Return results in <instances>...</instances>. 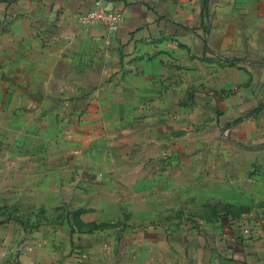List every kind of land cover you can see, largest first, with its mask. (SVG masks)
I'll use <instances>...</instances> for the list:
<instances>
[{"label": "crops", "instance_id": "0c3cea01", "mask_svg": "<svg viewBox=\"0 0 264 264\" xmlns=\"http://www.w3.org/2000/svg\"><path fill=\"white\" fill-rule=\"evenodd\" d=\"M102 1L0 0V264H264V0Z\"/></svg>", "mask_w": 264, "mask_h": 264}, {"label": "built area", "instance_id": "2783aa9c", "mask_svg": "<svg viewBox=\"0 0 264 264\" xmlns=\"http://www.w3.org/2000/svg\"><path fill=\"white\" fill-rule=\"evenodd\" d=\"M82 26H100L107 27L109 31L116 32L123 24L125 18L122 12L108 8L102 0H94L93 6L77 16ZM215 56L219 59H225L221 55Z\"/></svg>", "mask_w": 264, "mask_h": 264}, {"label": "rangeland", "instance_id": "374dc122", "mask_svg": "<svg viewBox=\"0 0 264 264\" xmlns=\"http://www.w3.org/2000/svg\"><path fill=\"white\" fill-rule=\"evenodd\" d=\"M128 236H130V234H128ZM127 244L128 243L126 242L124 245H122V249L119 252V254H114L112 250H110L111 248H107L106 246H104L100 250H96L99 255V258L102 260V263H97V264H149V263L135 262L137 256L141 255L140 253H142L143 256L146 255L147 249L145 247L140 248L136 246L138 248H135ZM96 254H94V252H91L90 255L89 254L88 255L89 257L95 260L94 255ZM104 261H106V263Z\"/></svg>", "mask_w": 264, "mask_h": 264}, {"label": "trees", "instance_id": "16d2710c", "mask_svg": "<svg viewBox=\"0 0 264 264\" xmlns=\"http://www.w3.org/2000/svg\"><path fill=\"white\" fill-rule=\"evenodd\" d=\"M242 225V224H241Z\"/></svg>", "mask_w": 264, "mask_h": 264}]
</instances>
